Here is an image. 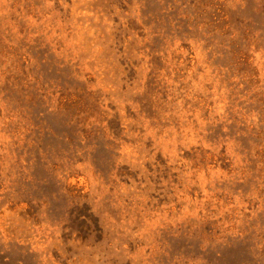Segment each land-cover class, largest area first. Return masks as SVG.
<instances>
[{
	"label": "rangeland",
	"instance_id": "rangeland-1",
	"mask_svg": "<svg viewBox=\"0 0 264 264\" xmlns=\"http://www.w3.org/2000/svg\"><path fill=\"white\" fill-rule=\"evenodd\" d=\"M0 264H264V0H0Z\"/></svg>",
	"mask_w": 264,
	"mask_h": 264
}]
</instances>
